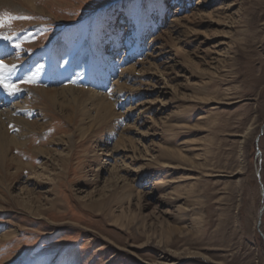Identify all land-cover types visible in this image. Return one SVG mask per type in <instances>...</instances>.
Listing matches in <instances>:
<instances>
[{
  "label": "rangeland",
  "instance_id": "374dc122",
  "mask_svg": "<svg viewBox=\"0 0 264 264\" xmlns=\"http://www.w3.org/2000/svg\"><path fill=\"white\" fill-rule=\"evenodd\" d=\"M5 13L31 19L0 28V61L40 74L51 57L74 74L78 53L67 86L96 79L119 115L72 123L75 103L36 92L67 83L0 85L15 93L0 125L23 143L0 173V264H264V0H10ZM64 40L76 48L62 59Z\"/></svg>",
  "mask_w": 264,
  "mask_h": 264
},
{
  "label": "bare ground",
  "instance_id": "6f19581e",
  "mask_svg": "<svg viewBox=\"0 0 264 264\" xmlns=\"http://www.w3.org/2000/svg\"><path fill=\"white\" fill-rule=\"evenodd\" d=\"M10 0H0V4L1 3H8ZM56 51V50H55ZM5 52V50H4ZM7 55V54H6ZM55 57V55H54ZM58 57V56H57ZM10 60V59H9ZM3 61V60H2ZM3 63H5L3 61ZM6 64V63H5ZM14 65V60H10L8 62V65ZM57 65V64H56ZM30 66V65H29ZM93 68L95 67H92V70ZM26 72V71H25ZM91 73L93 71H90ZM90 72H89V75H90ZM96 72L92 73L91 74V77H94ZM89 75H88V78H89ZM6 83H9L11 82V73H7L6 74ZM53 83V82H52ZM67 85H70V82L67 83L65 86L66 87H61V88H41L40 86V89H37V93L39 96L42 97L43 101H45V98L49 101H51L52 103L54 104H62L63 102H70V103H75L76 105H74V111L75 113L73 115H67V118L72 122V123H75V119H76V116L77 115H80L81 116V121H82V124H86L87 122H90L91 120H94V119H99L102 124H105L106 126H108L110 123H111V117L112 115H119V113L115 110L114 108V103L113 101L109 98V96L105 95V94H102V92H99L98 90H96L95 87H92L94 90H91V89H86V87H81V88H78V87H70V86H67ZM2 87V86H1ZM91 87V86H90ZM38 88V87H37ZM165 88V87H164ZM35 90V89H34ZM76 91H78L80 94H82V96L80 94H77ZM160 92V91H159ZM161 94H165L166 95V91L165 90H161L160 92ZM33 98V97H32ZM37 99V97H36ZM30 100V99H29ZM13 101V95L12 96H9L7 94H3V93H0V102L4 105L6 102H12ZM27 102V101H26ZM26 102H24L26 104ZM90 103L95 109H96V114L94 115H91V114H88L87 113V110H85L84 108L81 109L79 103ZM159 100H155V101H152V102H149V103H146L145 106H153V105H156L158 104ZM163 102V101H161ZM38 103V102H37ZM47 103V102H45ZM47 106L48 104V107H49V103L45 104ZM121 103V102H120ZM160 103V102H159ZM33 104V102H32ZM162 106L165 105V103H160ZM35 106V105H34ZM141 106V104H140ZM139 106V107H140ZM14 107V106H13ZM47 108V107H46ZM55 108H57V106L55 105ZM16 109V108H15ZM26 111V107L24 109ZM30 110V109H29ZM100 111L103 113V115L105 116V118L101 117L100 115ZM131 111V110H130ZM126 114V113H124ZM128 114V113H127ZM5 114L4 113H0V116H4ZM31 115V114H30ZM40 115V114H39ZM54 116V115H53ZM22 117L21 116H18L17 119L19 120H22L21 119ZM36 119V118H35ZM30 120V119H29ZM29 120H23V121H26V124L32 126V128L34 127L35 129L38 128L39 130H44L45 128V125L44 124H39V122H31ZM41 121V120H40ZM52 123V122H51ZM80 123V121H79ZM52 125V124H51ZM21 127V126H20ZM82 129V128H80ZM46 130V129H45ZM7 130L6 129H3V127L0 125V173H2L3 176H5V178H8L9 175L11 174L9 171H8V165H7V162H8V152L9 150L12 149V147L14 146H19V144L21 143L23 145L22 142H19V139L14 137V136H9L7 133H9L8 131L6 132ZM20 132V131H19ZM39 132V131H38ZM46 132V131H45ZM67 132V131H65ZM41 134H43L42 132H40ZM33 134V133H32ZM65 134V133H63ZM75 132L73 133H70V134H66L68 136V138L70 139L71 142H73V137L75 136ZM57 136L58 135H55L54 137H52L53 139H57ZM60 136V139L61 142L64 141V137L61 135ZM144 137H147V134H143V138ZM24 138V137H23ZM25 139V138H24ZM28 141V140H26ZM92 141H95V140H92ZM65 142V141H64ZM26 144V142H25ZM24 147V146H23ZM134 147V146H133ZM34 149V148H33ZM25 150V149H24ZM135 150V148H134ZM42 151V148H40V152ZM43 152V151H42ZM71 153V152H70ZM69 153V154H70ZM132 153L134 154V158L137 159V155L135 154V151H132ZM31 154V152H30ZM40 154V153H39ZM68 154V155H69ZM112 154V153H111ZM37 155V154H36ZM65 155V154H64ZM60 156V155H59ZM259 156V155H258ZM63 158L65 156H62ZM14 159L18 162V165L19 167H22L24 165V163L21 162V160H19L17 157H14ZM57 159V158H56ZM56 159H54L56 161ZM60 160V159H59ZM58 160V161H59ZM62 160V159H61ZM67 160V159H66ZM65 159L63 161H66ZM57 162V161H56ZM68 162V161H66ZM60 164V163H59ZM57 165V164H56ZM65 165V164H64ZM52 166V165H51ZM125 166H128V164L125 163ZM62 167V166H61ZM31 168V167H30ZM57 169V168H56ZM62 169V168H60ZM64 169V168H63ZM69 169V168H68ZM67 170V169H66ZM33 171V170H32ZM56 171V170H55ZM65 172V171H64ZM119 170L116 169V168H113L111 170V177L110 179H112L114 182H127L130 181L128 178L124 177V176H120L118 174ZM38 173V171H37ZM40 173V172H39ZM52 173V172H51ZM55 173V172H54ZM69 173V172H68ZM66 174V173H65ZM64 175V174H63ZM53 177V176H52ZM63 178V177H62ZM58 179V178H57ZM55 180V178H54ZM58 181V180H57ZM110 181V180H109ZM133 181H130L132 182L131 184H133ZM63 182V181H62ZM106 182V181H105ZM107 183H110V182H107ZM106 183V184H107ZM112 184V183H111ZM130 184V183H129ZM128 184V185H129ZM61 185V184H60ZM73 185V184H72ZM108 185V184H107ZM107 185L105 187H107ZM128 187V186H127ZM130 187H133V186H130ZM28 188H23L22 190H26ZM21 190V191H22ZM29 191V190H27ZM98 192V191H97ZM27 193V192H26ZM31 193V191H30ZM105 194V193H103ZM17 195V194H16ZM20 195V194H19ZM23 195V193H22ZM21 195V196H22ZM26 195V194H25ZM86 196V195H85ZM132 196V195H131ZM263 196H264V191H263ZM16 197V196H15ZM18 197V196H17ZM16 197V198H17ZM20 197V196H19ZM24 197V195H23ZM38 197V196H37ZM104 197V196H103ZM130 197V196H129ZM10 200V199H9ZM20 200V199H19ZM24 201H26V198L24 199ZM12 203V202H11ZM15 203V201H14ZM18 203V202H17ZM27 203V201H26ZM91 203V202H90ZM25 204V203H24ZM29 204V203H28ZM13 205V204H12ZM41 205V204H40ZM18 206V205H17ZM19 207V206H18ZM24 207V206H23ZM27 208V206H26ZM32 208V207H31ZM20 209V208H19ZM23 209V208H22ZM35 210V208H34ZM27 211V210H26ZM30 211V210H29ZM35 212V211H34ZM94 212V211H93ZM31 213V212H30ZM263 213V212H261ZM260 213V216H263V214ZM34 214V213H33ZM35 216V215H34ZM37 217V216H36ZM39 217V216H38ZM41 218V217H40ZM48 220V219H47ZM54 224V223H53ZM144 230V229H143ZM111 244V243H110ZM132 246V245H131ZM120 248V247H119ZM122 248V247H121ZM125 249V248H124ZM124 251V250H122ZM128 251V250H127ZM131 254V253H130ZM133 254V253H132ZM190 255V254H189ZM205 255V254H204ZM193 256V255H192ZM198 256V255H197ZM176 258V257H175ZM190 258V256H189ZM203 258V257H202ZM166 260V261H164ZM164 260H157L155 262H152V263H149V262H146V264H178L177 261L175 260H172L171 258L169 259H164Z\"/></svg>",
  "mask_w": 264,
  "mask_h": 264
},
{
  "label": "snow or ice",
  "instance_id": "6c2138e0",
  "mask_svg": "<svg viewBox=\"0 0 264 264\" xmlns=\"http://www.w3.org/2000/svg\"><path fill=\"white\" fill-rule=\"evenodd\" d=\"M15 19H31V17H16L11 16L7 13L0 15V28L4 27L5 24L10 23L12 20ZM0 39L4 40H11L12 37L8 35L0 34ZM26 39V38H25ZM16 48L21 47V42H18L15 44ZM15 68V65H6L3 63V61H0V85H2L4 88L10 90V91H19V88L16 85L6 83V74L13 71ZM34 82V75L32 77H29L27 80H22L21 83H30Z\"/></svg>",
  "mask_w": 264,
  "mask_h": 264
},
{
  "label": "water",
  "instance_id": "95a60500",
  "mask_svg": "<svg viewBox=\"0 0 264 264\" xmlns=\"http://www.w3.org/2000/svg\"><path fill=\"white\" fill-rule=\"evenodd\" d=\"M257 152H258V154H260L261 153V151H260V149H259V147L257 146ZM258 176H259V174H258ZM263 191H264V188H263V190H262V194H263ZM264 197V196H263ZM261 211L263 212L264 211V205H263V207H262V209H261ZM261 224V222L259 221V225ZM258 225V226H259Z\"/></svg>",
  "mask_w": 264,
  "mask_h": 264
}]
</instances>
